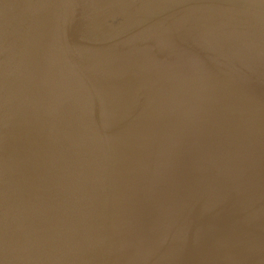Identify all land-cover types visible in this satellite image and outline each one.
I'll use <instances>...</instances> for the list:
<instances>
[{"label":"water","instance_id":"water-1","mask_svg":"<svg viewBox=\"0 0 264 264\" xmlns=\"http://www.w3.org/2000/svg\"><path fill=\"white\" fill-rule=\"evenodd\" d=\"M0 264H264V0H0Z\"/></svg>","mask_w":264,"mask_h":264}]
</instances>
